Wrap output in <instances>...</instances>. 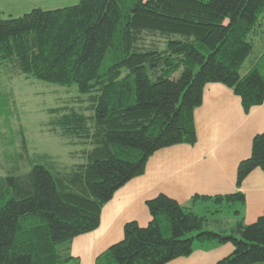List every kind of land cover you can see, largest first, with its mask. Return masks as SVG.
<instances>
[{"label":"trees","instance_id":"obj_1","mask_svg":"<svg viewBox=\"0 0 264 264\" xmlns=\"http://www.w3.org/2000/svg\"><path fill=\"white\" fill-rule=\"evenodd\" d=\"M262 39L264 0H79L15 18L0 14V78L75 86L89 113L47 111L49 133L82 148V163L68 169L48 154L29 156L18 128L22 152L0 176V264L67 263L61 246L98 228L103 205L143 175L153 153L195 144L193 112L206 84L231 89L245 113L263 104L264 41L251 59L253 40ZM8 99L0 95L6 117ZM22 161L27 171H20ZM256 169L264 171V129L237 166V188ZM196 199L211 201L213 215L224 204L243 203L244 195ZM146 207L148 225L126 223L123 239L95 264H167L190 256L194 242L233 247L215 264H264V213L251 224L239 219L213 231L208 227L218 219L165 195Z\"/></svg>","mask_w":264,"mask_h":264},{"label":"crops","instance_id":"obj_2","mask_svg":"<svg viewBox=\"0 0 264 264\" xmlns=\"http://www.w3.org/2000/svg\"><path fill=\"white\" fill-rule=\"evenodd\" d=\"M30 10L29 0H0L3 18L20 17ZM251 64L252 61L240 71L241 76ZM193 119L195 144L175 145L153 153L143 175L127 182L103 205L98 228L61 246L71 257L65 264H95L100 254L123 239L126 223L146 227L151 220L146 202L158 195L200 215L207 204L217 207L211 201H192L195 196L212 198L240 192L244 201L234 204V223L243 219L251 224L264 213V171H252L239 188L236 186L237 166L249 157L253 137L264 129V103L245 113L231 89L209 83L203 88L201 105L194 110ZM215 224L218 230L224 225L220 220ZM232 250L230 244L194 242L190 256L167 264H215Z\"/></svg>","mask_w":264,"mask_h":264},{"label":"rangeland","instance_id":"obj_3","mask_svg":"<svg viewBox=\"0 0 264 264\" xmlns=\"http://www.w3.org/2000/svg\"><path fill=\"white\" fill-rule=\"evenodd\" d=\"M78 2L79 0H29V5L32 6V10L39 8L47 11L70 7ZM259 41L253 40L254 48L251 59L263 49L264 39L260 43ZM248 64L249 61L243 65L241 71L247 69ZM0 95L9 96L8 108L11 112L8 117L0 115V176H5L12 166L14 161L12 156L22 152V143L16 134L18 128L23 131L29 156L48 154L57 162L60 169H68L75 164L82 163L81 147L71 146L66 139L48 131L50 116L47 111L50 109L63 107L74 111L80 109L89 114L86 111L88 104L85 101L82 103L84 97L79 96L75 86L62 87L34 79H26L23 76L2 75L0 78ZM8 123H10L14 133L13 143V136ZM28 169V163L22 161L20 171L24 172ZM219 209L221 211L218 214L209 215L208 212H214L215 209L214 206L211 208V205L207 204L200 215H207L209 220L223 221L224 226L225 224L233 226L232 212L235 206L224 204ZM208 229L218 231L214 222L210 224Z\"/></svg>","mask_w":264,"mask_h":264}]
</instances>
